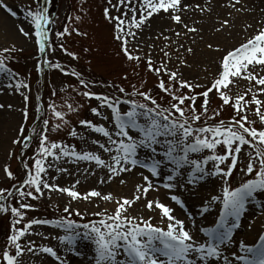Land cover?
<instances>
[{"label":"snow or ice","instance_id":"1","mask_svg":"<svg viewBox=\"0 0 264 264\" xmlns=\"http://www.w3.org/2000/svg\"><path fill=\"white\" fill-rule=\"evenodd\" d=\"M50 2L51 0H35L36 8L27 7L24 13L29 28L17 27L23 37L34 38L41 54L46 52V42L49 41V32L52 30L49 25L54 23L46 6ZM106 2L104 19L113 24L114 39L120 42L121 52L126 60L134 61L137 66L145 61V57L131 53L129 38L135 39L138 31L147 26L154 15L164 13L172 22L183 24L188 33H198L200 29L184 23L183 14L189 10L201 13L212 11L211 0H204V4H186L183 0ZM227 6L236 12L255 11L243 0H227ZM0 7L12 17H16L17 12L3 0H0ZM112 10L118 14L112 15ZM261 12L264 13V8ZM75 19L80 20L81 17L76 16ZM259 23L262 26L254 36L228 51L217 62V73L210 86L194 84L184 78L179 68L171 70L166 63H161L159 67L154 66L150 55L146 57V67L158 77V83L155 85L156 95L152 90L144 88L146 81H141L139 86L131 84V91L119 84L107 85L113 89V93L119 95L96 93L91 91L92 82L86 81L80 73H65L75 76L79 85L85 89L80 92L74 88L78 95L98 102L96 107L90 108V112L101 122L82 119L79 124L91 133L100 134L104 142L94 139L92 144L97 146L96 151L77 152L74 145L68 146L51 140L47 131L49 120H42L44 131L39 134L35 156L30 157L33 163L31 166L27 163L24 165L26 178L21 184L13 185V190L0 189V213L13 217L6 244L0 249V264H25L26 253L38 259L41 254H46L53 264H67L66 259L59 254L58 248L44 245L37 247L34 241L21 243L22 238L33 234V226L44 225L63 230L64 235H56L52 239L58 240L59 245L64 246L70 253L81 254L76 248L78 240L90 242L92 256L89 264H264V231L258 236V244L249 246L244 241H239L238 249H231L232 259L224 255L225 249L234 241L235 230L242 226V218L247 214V205L257 195L264 193V100L260 99V96L264 95V19ZM230 24V20H222L216 32H223ZM251 27L252 25L248 24L246 29ZM73 31H76L77 35H87L76 29ZM175 34L180 36V32ZM65 35H71L68 26H64L63 31L55 32L58 38ZM165 39L168 37L165 36ZM60 47L63 49V44ZM207 47L212 51H220V48L214 47L212 43ZM17 50L15 45L0 50V75L7 77V87L20 92L27 103L29 96L20 90L29 89V85L23 80H18V74L8 66V61L12 59L11 53ZM64 51L73 59H78L75 53L67 49ZM186 51L194 54L192 48H187ZM164 56L169 57V53L164 52ZM178 59L182 66L191 67L187 60L179 57ZM44 63L63 71L59 63L50 60H45ZM162 74L168 77L167 82L162 78ZM122 79L128 80V76L125 75ZM13 80L16 81L15 84L11 83ZM239 80L249 82L245 94H233V87ZM198 88L204 90L197 92ZM213 92L221 104L216 109H211L210 113V94ZM249 93L251 99H246ZM52 95L55 96L56 93L53 92ZM165 97L167 100H164ZM201 98L202 102L197 107V100ZM162 100L163 103L160 102ZM48 107L51 116L62 122L56 123L51 131H60L63 126L68 125L66 113L57 110L60 106L52 102ZM79 107L82 108L83 105ZM225 107H231L234 114L228 120L217 119L221 117ZM4 108L5 105L0 104V109ZM67 109L69 112L78 111L70 103L67 104ZM250 112L257 119H250ZM22 116L25 120L28 119L27 109L22 111ZM257 123L260 124L259 128L256 127ZM106 124L113 125L111 130ZM19 133L25 141L22 147L27 149L28 142L36 133L34 131L33 136H23V128L19 129ZM70 135L76 137L77 131L71 130ZM12 143L18 145L21 140L15 139ZM221 149L223 151H220ZM98 153L107 154L108 159L102 158V154ZM191 154L198 155L192 158ZM11 155L10 152L9 157ZM241 159L244 160L243 166H240ZM60 160L72 163L84 161L105 170V176L98 181L100 184H110L114 180H118L122 185L127 184L123 174L134 172L139 175L141 182L134 185L130 198L117 199L111 193L104 194L96 189L81 193L77 189V185L81 183L79 179L70 186H60L55 182L56 178L51 169L55 167L53 161ZM163 169H168V172L161 178ZM237 170L247 178L233 188L231 178ZM57 171L65 173L68 170L59 167ZM3 172L6 178L16 180L10 166L5 165ZM185 173L186 179H180ZM91 174L95 175L94 172ZM205 176H216L221 181L222 197L212 196L201 214L207 213L211 204L216 201H221L222 211L213 226L200 227L195 234L186 226L184 220L174 215V208L158 198L148 199L149 192H158L161 186L171 193L175 188L191 185ZM156 181H160V184L157 185ZM46 193L49 199L53 193L68 197L63 208V213L67 215L59 219L33 218L21 226L26 212L34 208L23 200H39ZM17 195L22 198L19 207L6 203ZM96 198L103 202L115 203L114 212L109 214L107 209L93 212L91 215L99 219L87 222L72 219V216H76L83 221L88 214L87 210L82 212L78 208L73 209V202L92 204ZM168 198L182 209L185 207L178 195L172 194ZM140 201H144L143 208L148 212L159 213V225L153 224L151 217L145 219L142 215L130 214V210ZM261 217H264V211L261 212ZM256 224L257 221L254 220L245 226L251 230ZM261 226L264 228V222ZM35 234L44 235L39 232ZM41 264H44L43 259Z\"/></svg>","mask_w":264,"mask_h":264},{"label":"rangeland","instance_id":"2","mask_svg":"<svg viewBox=\"0 0 264 264\" xmlns=\"http://www.w3.org/2000/svg\"><path fill=\"white\" fill-rule=\"evenodd\" d=\"M3 2L12 7L17 15L12 17L4 8L0 7V50L15 45L18 50L11 53L12 59L8 61V66L18 74V80H23L29 85V89L20 90L29 96V101L25 103L20 92L7 87L9 83L7 77L0 75V104L5 105L4 109H0V189L10 190H13V185L21 184L26 178L25 163L30 166L33 163L30 157L35 156L39 134L44 131L42 128L43 119L49 120L47 131L51 140L68 146L74 145L77 152L96 151L97 146L92 144L94 139L104 142V138L100 134L91 133L90 130L79 124L82 119L97 123L101 122L99 118L94 117L90 112V108L96 107L98 102L78 95L73 90L74 88L79 89L80 92L85 89L79 85L75 76L66 75L65 73H71L72 71L80 73L86 81L92 82L91 91L96 93H113V89L107 87L111 83L122 85L126 90L131 91V84L139 86L141 81H146L144 88L152 90L153 94L156 95L155 85L158 83V77L153 72H149L146 67V57L150 55L154 66L159 67L161 63H166L171 70L179 68L183 72L184 78L191 80L194 84L210 86V82L216 76L217 62L221 57L254 36L257 29L262 26L259 22L264 19V13L261 12V9L264 8V0H243L249 8L255 9L254 12H236L227 6V0H211V12L201 13L189 10L183 14L182 19L189 26L200 29L198 33H188L183 24L178 25L172 22L165 14L164 24L162 23V26L159 27L156 23L157 15H154L147 26L138 31L135 39L129 38L131 53L145 57V61L137 66L134 61L129 62L126 60L121 52L120 42L114 39L113 24L104 19L103 11L107 6L106 0H51L48 3V8L50 18L54 23L49 25L52 30L49 32L50 39L47 41L48 47L45 60L59 63L63 71L45 64V73L41 78L38 76L41 59L34 38L27 39L17 31L18 26L29 28L24 13L27 7L36 8L35 0H3ZM183 2L186 4H204V0H183ZM113 3H116V0H113ZM111 14L115 16L118 13L112 10ZM76 16H80L81 19L76 20ZM70 17L71 19H69ZM224 19L230 20L231 24L223 32L217 33L216 28ZM248 24H251L252 27L246 29ZM64 26L69 27L71 35H65L62 38L56 37L55 32L63 31ZM73 29L87 33V35H77ZM176 32H180L179 37L176 36ZM165 36L168 39H165ZM209 43H212L214 47L218 46L220 51L208 49L207 45ZM61 44L64 46L63 49L60 47ZM187 48H192L194 54L188 53ZM64 49L75 53L78 59L68 56ZM164 52L169 53L170 59L164 56ZM178 57L187 60L191 67L182 66ZM125 75L128 76V80L122 79ZM162 78L167 82L168 77L166 75L162 74ZM11 83L15 84L16 81L13 80ZM248 87V81L239 80L236 86L233 87V94H245ZM203 90V88L196 89L197 92ZM184 91L187 92V90ZM53 92L56 93L55 96L52 95ZM41 94H43V97L40 100ZM113 94L119 95V93ZM210 95L211 113V109H216L221 101L215 92ZM135 98L140 99L139 97ZM246 99H251L250 93L247 94ZM260 99L264 100V95L260 96ZM164 100H167V97ZM52 102L60 106L57 110L64 111L66 113L65 119L69 121L68 125L63 126L57 132L51 131V128L56 123L62 122L51 116L48 106ZM160 102L163 103L164 101ZM201 102L202 98L197 100V107ZM69 103L78 111L69 112L67 109ZM7 105L12 107L8 108ZM79 105H83V107L80 108ZM24 109H27L29 113L27 120L22 116ZM233 114L234 110L231 107H225L221 117L217 119L228 120ZM249 118L257 119L251 112ZM211 122L209 121V123ZM106 126L110 130L113 127L112 124H106ZM256 127L259 128L260 124L257 123ZM20 128L24 129L23 136H28L29 132H31L29 136H33L34 131L36 133L34 138L28 142L29 147L22 152L20 151L25 141L19 133ZM73 129L77 131L76 137L70 135V131ZM15 139H20L21 144H13L12 141ZM10 152L12 153L11 157H9ZM191 155L192 158H196L198 154ZM102 158L108 159L107 154H102ZM53 163L55 167L51 169V172L56 178L55 182L60 186H69L79 179L81 183L77 185V189L82 188L84 191L96 189L104 194L111 193L117 199L120 197L130 198L133 195L134 185L141 182L139 175L130 178L123 174L127 184L122 185L118 180H114L110 184H100L98 181L105 176V170L96 168L88 162L72 163L60 160L53 161ZM243 164L244 160L241 159L240 166H243ZM5 165L10 166L16 180L6 178L3 172ZM59 167H63L68 171L65 173L58 172L57 168ZM208 167L210 168L211 165ZM93 172L95 175L91 174ZM167 172L168 169H163L161 178ZM246 178L237 170L231 178V186L233 188L239 186V183ZM180 179H186V173ZM156 183L159 185L160 181H156ZM159 191L165 197V200L161 202L174 208L192 232H196L200 227L213 226L220 211H222L221 201H216L211 204L207 213L201 214L203 208L208 206L212 196L222 197V183L216 176H205L202 180H197L191 185L177 187L171 193L162 186ZM172 194L178 195L184 202L185 207L183 209L168 198ZM21 200L22 198L17 195L16 198L10 199L6 203L10 206L19 207ZM67 201L68 197L66 195L55 193L51 194V199L46 193L39 200H32L31 198L23 200L25 203L32 204L34 208L26 212L25 220L22 221L21 226L33 218L59 219L62 215L66 216L67 214L63 213V208L66 206ZM143 204L144 201L137 203L130 210V214L134 216L142 215L145 219L151 217L152 223L159 225V213L148 212L143 208ZM96 205H99V207ZM72 208H78L82 212L87 210L88 214L84 220H90L99 219V217L91 215L93 212L107 209L109 214L113 213L116 204L103 202L96 198L92 204L73 202ZM262 211H264V193L257 195L247 205V214L242 218V226L235 230L234 241L225 249V256L232 259L231 249H238L239 241H244L249 246L259 243L258 236L261 231H264L261 226L264 222V217H261ZM12 219L13 217L10 214L0 213V249H3L6 244ZM72 219L85 222L76 216H72ZM254 220L257 221L256 225L259 227L260 232L256 238H248L245 231H249V229L245 225ZM37 232L44 235L35 234ZM56 235H64L63 230L55 229L49 225L33 226V234L22 238L21 243L26 244L29 241H34L37 247L44 245L58 248L59 254L66 259L67 264H89L92 256L90 242L83 239L78 240L76 248L81 254L76 255L74 252H68L64 246L59 245L58 240L52 239ZM44 236L48 238L45 239ZM30 256L31 254H25V264H41V259L44 260V264H53V261L48 259L46 254H41L40 259L36 256L30 258Z\"/></svg>","mask_w":264,"mask_h":264},{"label":"bare ground","instance_id":"3","mask_svg":"<svg viewBox=\"0 0 264 264\" xmlns=\"http://www.w3.org/2000/svg\"><path fill=\"white\" fill-rule=\"evenodd\" d=\"M156 23L157 25L160 27V25L163 23L164 24V20L166 19V17L164 16V13H160L159 15L156 16ZM158 19V20H157ZM162 26V25H161ZM248 33V32H247ZM40 56H43V54L39 53ZM45 55V53H44ZM128 177L130 178H134V176H138V174L136 172L134 173H125ZM70 186V185H69ZM81 193H84L86 191H84L82 188L78 189ZM153 198H158L160 201H164L165 197L164 195L160 192V191H150L149 195H148V199H153ZM174 215L177 216L179 219H182L180 217L179 214H177L176 212H174ZM208 218V217H207ZM209 219V218H208ZM261 221V220H260ZM246 232V237H250V238H256L260 232L259 227L256 225V227L254 229H249V231H245ZM193 233L195 234L196 232L193 231Z\"/></svg>","mask_w":264,"mask_h":264}]
</instances>
